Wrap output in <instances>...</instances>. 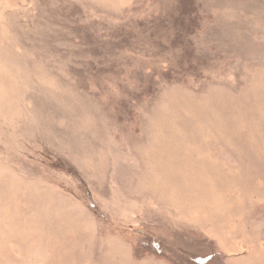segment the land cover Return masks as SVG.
<instances>
[{
    "label": "rangeland",
    "instance_id": "rangeland-1",
    "mask_svg": "<svg viewBox=\"0 0 264 264\" xmlns=\"http://www.w3.org/2000/svg\"><path fill=\"white\" fill-rule=\"evenodd\" d=\"M147 256L264 264V0H0V264Z\"/></svg>",
    "mask_w": 264,
    "mask_h": 264
},
{
    "label": "crops",
    "instance_id": "crops-1",
    "mask_svg": "<svg viewBox=\"0 0 264 264\" xmlns=\"http://www.w3.org/2000/svg\"><path fill=\"white\" fill-rule=\"evenodd\" d=\"M135 264H171V263L160 261L154 257L147 256L142 258L141 260H138V262H136Z\"/></svg>",
    "mask_w": 264,
    "mask_h": 264
},
{
    "label": "trees",
    "instance_id": "trees-1",
    "mask_svg": "<svg viewBox=\"0 0 264 264\" xmlns=\"http://www.w3.org/2000/svg\"><path fill=\"white\" fill-rule=\"evenodd\" d=\"M201 264V263H200Z\"/></svg>",
    "mask_w": 264,
    "mask_h": 264
}]
</instances>
